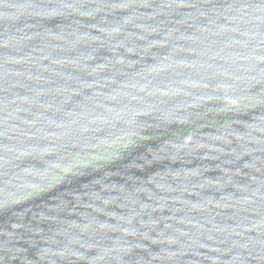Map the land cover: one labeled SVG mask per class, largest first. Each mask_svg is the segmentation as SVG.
I'll return each instance as SVG.
<instances>
[{
	"label": "water",
	"instance_id": "95a60500",
	"mask_svg": "<svg viewBox=\"0 0 264 264\" xmlns=\"http://www.w3.org/2000/svg\"><path fill=\"white\" fill-rule=\"evenodd\" d=\"M0 264H264V0H0Z\"/></svg>",
	"mask_w": 264,
	"mask_h": 264
}]
</instances>
